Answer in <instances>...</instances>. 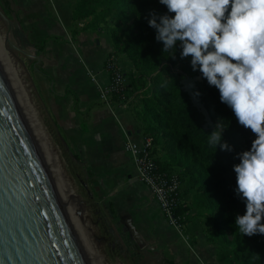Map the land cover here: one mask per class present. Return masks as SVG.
Returning a JSON list of instances; mask_svg holds the SVG:
<instances>
[{
    "label": "rangeland",
    "instance_id": "374dc122",
    "mask_svg": "<svg viewBox=\"0 0 264 264\" xmlns=\"http://www.w3.org/2000/svg\"><path fill=\"white\" fill-rule=\"evenodd\" d=\"M71 1L74 2V0H41L38 6L39 13H35L40 16L44 15L49 22L54 23L58 28H65L67 31H70L71 26L68 19L69 8L67 5L71 3ZM0 13L13 22L8 36L9 42H6L5 39L9 25L0 17V41L3 42V45L2 43L0 45H2L3 51L11 61V68L18 74L17 76L15 73L16 80L20 85L19 89L22 87L25 91L27 101L32 108L29 113L36 117V120L39 122V132L42 131V129L44 130L45 135L53 147V152H56L57 160L55 164L58 168H62L60 172H63V174L61 173L62 177L64 175L63 178L68 182L71 189V196L75 199L73 202H75L78 207V212L76 214L82 219L86 235H88L95 252L101 257V261L104 262V264H125L124 258L118 253L119 249L117 246L118 233H121L123 226L118 222L119 214L111 198L106 194H102L99 189H103V187L100 184V188L93 186L95 182L91 177L93 174L80 162V160L75 159L69 153L59 133L52 127V121L45 105L43 95L37 89L36 72L39 68L38 60L41 53L38 48L39 44L37 43L39 39L34 35V30H32L35 22L27 20L23 12V6H20L15 0H0ZM80 25H82L83 28L98 26L106 30L104 34L96 32L94 37L96 39H94L92 43L95 50L94 67L101 68V60L104 57L106 49L110 46V35L108 31L114 28V23L108 19L103 20L100 15H96V19L85 20L83 23H80ZM30 33L31 36H29ZM32 33L34 34L32 35ZM161 46L162 44L155 47L147 41L145 54L140 48L128 47L130 55L133 58L127 55H123L122 57L118 56L117 62L120 64L126 77L129 99L123 108L124 111H126L125 114L121 113L120 111L122 110L120 109L111 110V115L113 119L116 120L117 124L123 127L125 131L129 130V128L127 129L128 125L125 121L129 122L132 126V135H135L137 130L141 131V133L149 130L150 135L153 140H155L154 154L157 160L176 171L180 170L184 173V185L186 188L185 197L187 204L195 214L194 217L202 218L213 224V219L209 213L210 211L208 212L207 208L202 206V203L205 201L204 193L208 194V189L214 187L215 191L218 192L220 196H224L223 199L221 198V200L218 201L219 203L214 204L212 201L210 204L211 208L214 209L213 214L219 221L216 209L218 206L223 207L227 203L228 196L224 194L228 184L222 181L225 177H222L224 175L214 161V157L201 153L202 147L199 141L201 135L197 136L195 134L196 130L192 128L193 123L188 122L190 116L185 112V110H187V104L185 100L180 99L176 91V85L182 80V76H191L187 75V73L180 68V65L172 66L168 64V71L163 72L161 71L162 65L156 70L153 69L155 63L151 61V58L154 55L157 56L158 51L162 48ZM121 58H123L124 63L121 62ZM69 62L70 70H73L74 75L78 77L80 82H83V74L79 72L76 61L70 57ZM4 72L7 77L9 74L6 70H4ZM105 72L106 71L102 69L101 73L105 74ZM104 74L100 75L99 79L104 78ZM7 79L18 100L19 94H17L18 91L15 85H13L14 83L10 80L9 76ZM154 88H156L157 93L153 92ZM20 102L18 100L22 111L25 113L26 110L23 109ZM134 123L136 124V131L133 129ZM41 134L44 136L43 131L42 133L40 132V135ZM41 151L46 159L45 152L43 149H41ZM115 156L119 160L122 159V154H120V152L116 151ZM193 165L199 166L203 171V174L198 171L194 174V178L201 180V184L204 186L203 191H197V187L192 186V182L189 178L190 175L188 173L186 174L185 170L187 168L192 169ZM129 175L136 179L134 168L130 170ZM54 179L58 187H60L55 176ZM206 184L207 186H205ZM61 193L65 198L62 191ZM238 200L239 199L234 203L229 201L228 209L230 213L234 214L235 212H239L240 208L244 206L243 203ZM66 201L68 209L70 210L72 206L67 199ZM235 216L237 215H234V218ZM193 220L194 218L191 223ZM234 226L236 229L232 231L228 225L222 224V233H219V235L225 243V246L230 248V254L235 263L264 264V256L259 252V250H264V245L259 246L257 242H252L255 245H251V242L248 243L235 223ZM213 229L216 231L214 226ZM79 238L85 252L93 262V256L91 251H89L90 249H87L88 247L83 243L80 235ZM239 244H242L244 249H242L239 256H237L234 254L233 249ZM222 258H224V254L219 252V255H216V259L221 260ZM205 263L206 262H203V264Z\"/></svg>",
    "mask_w": 264,
    "mask_h": 264
},
{
    "label": "crops",
    "instance_id": "0c3cea01",
    "mask_svg": "<svg viewBox=\"0 0 264 264\" xmlns=\"http://www.w3.org/2000/svg\"><path fill=\"white\" fill-rule=\"evenodd\" d=\"M15 1L23 6L27 20L35 22L32 27L35 34L32 35L38 37L41 53L36 85L43 95L52 127L59 133L69 153L93 174L91 177L96 182L93 186L100 188V184L103 187L99 189L102 194L111 198L119 214L118 222L123 226L121 233H118L117 246L124 263L236 264L230 248L214 231L212 222L193 217L185 237L182 236L167 224L157 203L137 175L136 179L129 175L134 167L123 150L125 129L113 119L112 109L97 99L98 86H106L109 82L106 60L112 47L110 42L101 60V68H98L94 67L95 50L92 43L96 39V32L104 34L106 31L83 28L80 25L83 21H72L76 0L67 5L70 31L58 28L44 15L35 13H39L41 0ZM70 57L76 61L79 72L83 74V82L70 70ZM121 62L124 63L123 58ZM102 69L106 71L105 74L101 73ZM102 74L105 77L99 79ZM123 108L113 111L121 109L120 112L125 114ZM125 122L130 132L132 126ZM132 137L140 141L144 136L137 130ZM116 151L122 154L121 160L116 158ZM186 237L191 243L186 242ZM219 252L224 254L221 260L216 259Z\"/></svg>",
    "mask_w": 264,
    "mask_h": 264
},
{
    "label": "clouds",
    "instance_id": "9594fccd",
    "mask_svg": "<svg viewBox=\"0 0 264 264\" xmlns=\"http://www.w3.org/2000/svg\"><path fill=\"white\" fill-rule=\"evenodd\" d=\"M159 3L167 12L150 11L147 23L162 43L161 51L175 58L179 42L180 58H191L192 70L218 90L220 102L232 110L238 124L255 135L250 149L238 153L239 163L233 165L234 191L245 205L234 223L243 235H264V0ZM222 121L212 125L208 144L231 152L232 147L222 142Z\"/></svg>",
    "mask_w": 264,
    "mask_h": 264
},
{
    "label": "water",
    "instance_id": "95a60500",
    "mask_svg": "<svg viewBox=\"0 0 264 264\" xmlns=\"http://www.w3.org/2000/svg\"><path fill=\"white\" fill-rule=\"evenodd\" d=\"M0 17L9 42L12 23ZM201 81V75L185 77L179 85L207 129L211 118L193 96ZM41 149L0 62V264H94Z\"/></svg>",
    "mask_w": 264,
    "mask_h": 264
},
{
    "label": "trees",
    "instance_id": "16d2710c",
    "mask_svg": "<svg viewBox=\"0 0 264 264\" xmlns=\"http://www.w3.org/2000/svg\"><path fill=\"white\" fill-rule=\"evenodd\" d=\"M153 10L158 14H165L167 12V8L160 4L159 0H77L72 21L74 23H78L89 19H96V15H100L103 20L108 19L113 21L114 28L108 31L112 47V52L109 57L112 55L116 57L119 55H127L130 58H133L130 55L128 47L140 48L145 54L147 41L155 47L162 44L161 42L156 41L155 30L149 27L147 23L148 14ZM169 15L172 14L169 13ZM84 28L103 31V29L98 26ZM180 51L179 42H177V46L175 48V58L170 56L171 53L163 52L161 50L158 51L157 56L154 55L151 58V61L155 63L153 65V69L156 70L162 65L161 71L163 72L168 71V64L172 66L180 65V68H182V70L191 77L201 75L199 71L194 72L192 70L190 66V57L184 59L180 58ZM184 77L182 76V79ZM176 91L180 99L185 100L187 104V110H185V112H187L190 116L188 122L193 123L192 128L196 130L195 134L197 136L201 135L199 139L202 147L201 153L214 157V161L217 163V166L221 169L220 171L224 175L222 177H225L222 181L225 182V184H228L227 190L224 194L228 196L227 203L223 207L217 205L218 207L216 209L219 221L213 214L214 209L211 208L210 204L212 201L214 204L219 203L218 201H220L221 198L223 199L224 196H220V194L215 191L214 187H210L208 189V194L204 193L205 201L202 203V206L207 208L208 212L210 211L209 213L213 219V226L218 233H222V224L228 225V227L233 231L236 229L234 226V215H243L245 212V205L243 201L240 200L239 196L234 191L236 188V176L233 171V165L239 163V159L237 157L238 153L250 149L251 143L255 139V135L250 129H246L238 124L232 110L227 105L220 102L218 90L214 86H209L205 79L202 78V81L196 84L193 92L195 91L200 93L198 97L201 98V102L211 118L212 124L207 129L203 128V116L192 106L188 95L182 91L179 83L176 85ZM153 92L157 93L156 88H154ZM217 120H223L222 123L225 130L222 132V142L226 141L232 147L231 152L221 151L219 146L215 149V147L208 144L207 134H210L211 131H213L212 125L215 124ZM142 135L152 137L149 130L144 131ZM153 141L155 143V140ZM157 161L163 170L177 172L184 185L185 179L182 171H176L159 160ZM185 171L186 174L188 173L190 175L189 178L192 182V186L197 187V191H203L204 186L201 184V180L194 178L196 171L203 174L202 169L197 165H193L192 169L187 168ZM205 186H207V184ZM185 191L186 188L184 185V195ZM237 199H239L238 201L243 203L244 206L240 208L239 212L232 214L228 209V203L229 201L234 203ZM186 208L189 209L190 206L187 205ZM261 222L264 223V219H262ZM243 236L248 243L251 242V245H255L252 242H257L259 246L264 245V235L262 234H255L251 237L246 235ZM242 249H244V247L242 244H239L234 247L233 252L235 255L239 256ZM259 252L264 256V250H259Z\"/></svg>",
    "mask_w": 264,
    "mask_h": 264
},
{
    "label": "built area",
    "instance_id": "2783aa9c",
    "mask_svg": "<svg viewBox=\"0 0 264 264\" xmlns=\"http://www.w3.org/2000/svg\"><path fill=\"white\" fill-rule=\"evenodd\" d=\"M106 71L109 82L106 86H98V102L112 110L122 108L128 102V93L126 77L116 56L106 60ZM123 134V150L131 159L138 180L149 190L167 224L184 236L194 212L186 208L188 204L180 175L161 168L154 154L152 137L144 136L135 141L130 132L123 130ZM185 240L191 243L187 237Z\"/></svg>",
    "mask_w": 264,
    "mask_h": 264
},
{
    "label": "bare ground",
    "instance_id": "6f19581e",
    "mask_svg": "<svg viewBox=\"0 0 264 264\" xmlns=\"http://www.w3.org/2000/svg\"><path fill=\"white\" fill-rule=\"evenodd\" d=\"M1 43L3 45V42L0 41V44ZM2 45H0V62L3 65V67L5 68L4 70H6V72L9 74L8 76L10 77V80L14 83L13 85H15V87L18 91V93H17V94H19L18 100H19V102L21 101L20 103L23 106V109L26 110L25 113L29 119V123L33 127L34 132L38 138L39 144L41 145L43 151L46 154L47 158L45 160L48 163L49 167L51 168L57 182L59 183V185H60L59 188L63 192V194L65 195V199H67L68 202H70V204L72 206V208H70V210L73 212V221H74L75 227L77 228V232L80 235V237L82 238L83 243L88 247L87 249H90L89 251H91V254L93 256L94 264H104V262L101 261V257H99L97 255V253L95 252L88 235H86L85 226L82 224L81 217L79 218L78 214H76L78 212V207H77L76 203L73 202L75 199L71 196V189L68 185V182L64 180L65 179V178H63L64 175L62 177L63 172H60V169H62V168H58V166L55 164V161L57 160V156L55 154L56 152L55 151L53 152V150H52L53 147H52L50 141L48 140L47 136L45 135V132L43 129H42V131L44 133V136L42 134L40 135V132L42 133V131L39 132V129H40L39 124H38L39 122L36 120L35 116H32L33 114L29 113V111L32 108L30 107V105L27 101L25 91L22 89V87H21V89H19L20 85H19V82L16 80L17 79L16 75L18 76V74L16 72H14L13 69L11 68V61L9 60V58L6 56L5 52L3 51ZM15 73H16V75H15ZM41 139H42V141H41ZM59 172H60V175H59Z\"/></svg>",
    "mask_w": 264,
    "mask_h": 264
}]
</instances>
